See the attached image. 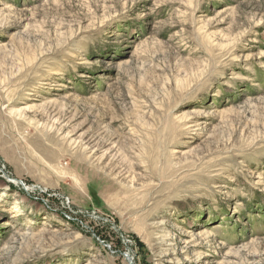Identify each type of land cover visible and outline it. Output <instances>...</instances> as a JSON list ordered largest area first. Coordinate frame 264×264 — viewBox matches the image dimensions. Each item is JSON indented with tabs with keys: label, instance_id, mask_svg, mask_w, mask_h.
<instances>
[{
	"label": "rangeland",
	"instance_id": "374dc122",
	"mask_svg": "<svg viewBox=\"0 0 264 264\" xmlns=\"http://www.w3.org/2000/svg\"><path fill=\"white\" fill-rule=\"evenodd\" d=\"M0 264H264V0H0Z\"/></svg>",
	"mask_w": 264,
	"mask_h": 264
}]
</instances>
